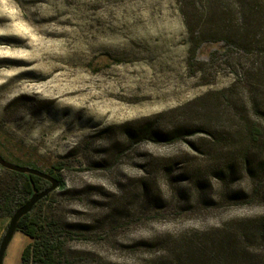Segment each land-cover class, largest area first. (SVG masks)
Listing matches in <instances>:
<instances>
[{
	"label": "rangeland",
	"instance_id": "obj_1",
	"mask_svg": "<svg viewBox=\"0 0 264 264\" xmlns=\"http://www.w3.org/2000/svg\"><path fill=\"white\" fill-rule=\"evenodd\" d=\"M187 40L177 0H0V154L63 181L69 264H264V57Z\"/></svg>",
	"mask_w": 264,
	"mask_h": 264
},
{
	"label": "trees",
	"instance_id": "obj_2",
	"mask_svg": "<svg viewBox=\"0 0 264 264\" xmlns=\"http://www.w3.org/2000/svg\"><path fill=\"white\" fill-rule=\"evenodd\" d=\"M177 1L187 29L190 55H196L204 44L222 42V47L228 50L235 48L264 57V0ZM246 131L252 142H259L263 137L264 127L259 120H253ZM141 133L151 141L167 143L184 135L181 130L160 133L154 130L152 125L143 128ZM260 163L263 168L264 161ZM63 165L54 164L52 168L60 171ZM0 170L12 180L0 186V215L11 217L32 193L44 190L50 185L47 180L36 175L21 174L1 166ZM44 172L54 176L52 170ZM56 178L59 180V186H63V181L59 177ZM49 195L36 203L32 210L18 221L16 232L28 238L27 244L20 252V264H69L66 243L75 234L64 229L57 220L41 209ZM257 228L264 231V217L259 219ZM185 260L180 263L184 264Z\"/></svg>",
	"mask_w": 264,
	"mask_h": 264
},
{
	"label": "water",
	"instance_id": "obj_3",
	"mask_svg": "<svg viewBox=\"0 0 264 264\" xmlns=\"http://www.w3.org/2000/svg\"><path fill=\"white\" fill-rule=\"evenodd\" d=\"M0 166L2 168L15 171L21 174L27 173V174L36 175L40 178L47 180L50 183V185L44 190L32 193L30 197L27 199V201L24 204H22L20 207H18L10 217L6 230L0 240V264H2L6 248L9 245L14 233L18 229L19 219L28 212H30L34 207V205H36V203H38L41 199L45 198L52 191H54L59 186V180L56 177L51 176L50 174L41 171L39 169L11 163L5 160L1 156V154H0Z\"/></svg>",
	"mask_w": 264,
	"mask_h": 264
}]
</instances>
